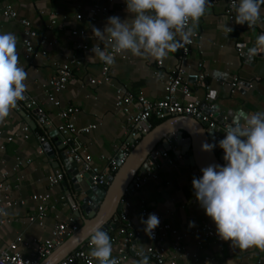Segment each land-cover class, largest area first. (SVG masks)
<instances>
[{
	"label": "crops",
	"instance_id": "obj_1",
	"mask_svg": "<svg viewBox=\"0 0 264 264\" xmlns=\"http://www.w3.org/2000/svg\"><path fill=\"white\" fill-rule=\"evenodd\" d=\"M124 1L114 0L109 11L99 15L97 20L92 22L87 17L90 0H83L81 9L77 7L76 0H0L2 3L11 4L19 15L17 18L6 17L0 11V34L11 32L17 38L18 66L24 68L28 74L25 81L26 94L36 99L53 120L52 126L41 125L38 118L24 106L25 103L18 101L20 108L12 110L5 123L0 124L4 129L0 134V174L5 170L9 172L6 180L12 185V198L16 201H25L18 202L8 210L11 221L0 226V246L7 245L18 235L29 241L34 238L45 240L50 237L51 229L58 218L75 214L69 201L73 188L65 165L59 154L51 157L47 152L41 153L39 151L41 142L37 137V134L45 136L57 151V141L51 133L55 125L61 121L58 115L61 108L69 106L79 108L74 115L78 127L97 124L90 133H79L76 139L80 147L92 155L94 163L102 167L105 165L102 155H112L114 144L126 139L123 125L127 115L115 105L116 86H124L135 94H143L151 100H158L164 96L165 84L163 79L157 76V72L165 75L180 63L176 52H169L160 67L158 61L151 57L134 56L128 52L124 56L115 57L111 82L92 84L89 81L90 78L100 77L101 68L99 58H91L95 55L92 48L95 44L104 47L94 36L92 29L95 27L103 31L108 18L112 16H118L122 21L128 19V23H131V14L121 7ZM226 7L227 1L220 0L207 8L195 29L202 36L200 47H193L184 65L190 70H199L198 61H204L205 69L208 71L209 91L211 95L215 93L212 95V102L221 106L228 117L235 115L238 109L248 116L264 111V52H254L252 60L246 59L243 54L245 48L255 44L257 36L264 32V24H259L254 29H250L247 23L236 24L235 20L232 22L226 14ZM41 10L45 12L41 14ZM79 10L84 15L81 20L76 18ZM51 12L58 14L57 23L53 25L50 23ZM261 12L264 16V6ZM20 17L29 19L38 35L34 39L35 53L30 59L25 57L23 44L25 26L21 23ZM225 24L233 29L226 37L223 27ZM74 30H77V33L74 34ZM42 38L47 40L46 45L40 44ZM79 42L87 44L89 48L86 51L78 49L76 44ZM75 56H83V62L75 68L74 78L67 88L57 93L61 105L56 107L47 99L46 82L56 72L57 65ZM234 76L252 82L253 86L243 89L231 88L228 81ZM207 92L204 87L193 88V94L201 99H205ZM179 97L184 100L181 94ZM24 110L27 111L26 115L35 118L36 127L30 125L23 114ZM153 117L150 119L151 124ZM171 117L173 116L166 119ZM25 124L31 130L28 138H25L21 131ZM10 135L13 137L12 140H8ZM55 169L64 171L65 178L60 184L51 185L49 176ZM158 173L157 179H151L130 197L132 203L129 209L130 220L133 226L143 233L136 239L139 249L144 250L150 244L143 231L141 217L146 220L149 214L154 213L160 222L170 224L185 235L183 243L190 250L198 251L199 256L196 259L181 256L178 258L181 262L257 264L260 260L264 261V251L258 248L242 250L233 247L230 241H217L218 234L214 222L217 236L204 238L202 245L199 246L195 229L207 222L208 216L203 209L191 202L195 195L192 185L196 173L194 168L176 161L171 166L164 164ZM42 193L49 195V203L55 204L56 208L49 209L44 225L39 226L29 222L28 216L37 208V202L32 199V195ZM63 195L66 196L68 204H64L61 198ZM190 221L195 222V227H189ZM78 223L81 227L82 218H78ZM173 241L171 232L166 231L164 238L154 244L165 245L170 249ZM19 250L26 256L31 252V248L23 244L19 245ZM112 258H117L114 246ZM138 259L129 252L127 258L120 264H135Z\"/></svg>",
	"mask_w": 264,
	"mask_h": 264
},
{
	"label": "built area",
	"instance_id": "obj_2",
	"mask_svg": "<svg viewBox=\"0 0 264 264\" xmlns=\"http://www.w3.org/2000/svg\"><path fill=\"white\" fill-rule=\"evenodd\" d=\"M77 7L81 9L83 7V0H76ZM114 0H90L91 4L88 8L87 17L90 21L97 20L99 15L105 14L110 9V4ZM220 0H210V4L207 8L214 6ZM226 14L233 22L235 20V4L237 0H226ZM125 10L127 4L124 1L121 5ZM0 11L6 16L11 18L19 17L18 12L13 8L11 4L0 2ZM45 11L41 10L43 14ZM51 25L57 23V12H51ZM84 17L83 13L79 10L76 13V18L81 20ZM21 23L25 26L23 33V44L25 47V57L30 59L35 53L34 39L38 36L36 30L31 26V21L26 18L20 17ZM63 26V24H61ZM73 33H77L74 30ZM195 36L191 38L192 42L181 47L176 51V55L179 59V64L171 68L166 74L161 75L157 72V76H160L165 84V94L161 99L151 100L143 94H135L131 90L124 86H116L115 90V105L118 109L122 110L127 119L123 125L126 139L122 142L115 143L113 147V154L106 156L102 155L105 160V165L100 167L93 161L92 155L86 150L80 147L76 136L79 133H90L97 127V124L86 125L78 127L74 115L78 112L79 108L76 106L63 107L60 109L58 115L61 119L59 123L55 125V129L58 131V135L61 139V143L64 146L66 153L72 157L80 167V172H92L93 183L102 187H107L110 184L109 177L114 175L119 168L118 161L123 163L129 156L132 149L139 142V139L143 133L147 132L152 127V124L143 125L146 120H150L153 116L159 119H166L169 116L175 115H191L199 117L206 121L209 126L215 123V110L216 104L212 102V95L210 93V85L207 81L208 71L205 69L204 61L199 60L197 65L199 70H190L184 63L188 56L191 54L193 47H200L201 33L195 30ZM41 45H46L47 40L42 38L40 40ZM76 47L86 51L89 47L84 43H77ZM111 51V47L107 49ZM201 52H203L201 50ZM119 56V55H115ZM124 56V55H123ZM83 62V56L72 57L69 61L57 65L56 72L49 77L46 82L47 99L56 107L61 105V101L57 96V93L67 88L70 81L74 78V70ZM163 61H158V66H162ZM113 66V65H112ZM112 66H106L101 62L100 77L90 78L89 81L92 84H100L105 82H111L112 80ZM228 85L233 89H243L245 87H252L253 83L244 80L238 76L232 77L228 81ZM196 86L204 87L208 90L205 99H201L193 94V88ZM182 95V100L179 95ZM24 99L21 101L24 106L33 113L43 126H52L53 120L46 113L36 99L30 98L26 92L24 93ZM20 106H17V109ZM227 116H224V119ZM4 131L0 125V134ZM22 134L25 138L29 137L31 132L29 126L25 124L21 128ZM38 139L41 142L39 151L45 153L46 150L43 144L47 141L45 136L37 134ZM10 135L8 140H12ZM176 159L170 155L168 151H155L153 159L148 160V166L139 170L131 181L130 185L125 188V191L120 199V209L116 216L112 217V221H121V224L115 228L109 227L105 231L108 232L111 243L117 251V258L119 262L127 258L129 252L135 257L136 251L140 250L136 239L142 236V232L133 226V223L129 217V209L131 207L130 197L142 186L151 179H157L159 176V169L164 164L171 166L176 163ZM8 171L5 170L0 174V209L4 212L0 213V226L9 223L11 218L8 217V210L15 204L24 203V200L16 201L12 198V185L6 180ZM203 175L201 172H196L195 177L199 178ZM65 178V172L60 169H55L49 176V183L51 185L60 184ZM62 200L64 204H68L67 198L63 195ZM32 199L37 202V208L28 216V220L31 223H36L39 226H43L45 219L48 216L49 209H55L56 206L53 203H49L48 194H34ZM191 202L198 208L202 209L196 196L192 198ZM71 208L75 212L65 218H58L53 228L51 229L50 237L41 240L33 239L32 241L25 240L21 235H18L15 240L9 242L5 246H0V264H40V262L49 255L54 249L60 246L68 237L77 232L80 228L78 218L76 215L77 206L71 204ZM204 210V209H203ZM170 231L173 235L174 241L169 248L165 245H155L154 242L162 240L164 233ZM195 234L198 237L197 244L202 245L204 238H213L216 235L213 221L208 217L200 227L195 229ZM145 236L149 239L150 244L146 246L144 251L149 257V264H186L178 260L181 256H191L196 259L199 256L198 251H192L183 243L184 234H181L176 228H173L168 223L160 222L159 226L154 230V238H150L146 233ZM217 241L222 239L217 236ZM23 244L26 247L31 248V252L28 256L24 255L19 250V245ZM90 238L85 240L81 245L69 253L65 258L59 261L57 264H97L94 258L90 257ZM257 264H264V261L260 260Z\"/></svg>",
	"mask_w": 264,
	"mask_h": 264
},
{
	"label": "clouds",
	"instance_id": "obj_3",
	"mask_svg": "<svg viewBox=\"0 0 264 264\" xmlns=\"http://www.w3.org/2000/svg\"><path fill=\"white\" fill-rule=\"evenodd\" d=\"M131 14L122 21L108 18L103 31L93 27L94 36L104 45L95 44L91 58H99L106 66L115 64V55L130 52L134 56L167 58L192 42L199 20L207 11L210 0H125ZM235 23L254 29L264 24V0H238ZM225 37L233 29L224 26ZM177 36L179 39H177ZM110 45L111 51H107ZM252 52H264V32L257 36ZM17 38L11 32L0 34V124L22 101L27 90V72L19 67ZM213 96L215 93L212 94ZM226 136L218 144L224 151V165L210 164L194 177L192 185L197 201L216 225L218 236L242 250L258 248L264 251V111L234 119L226 127ZM217 145L204 142L202 151L212 152ZM4 212L0 209V213ZM143 231L154 238L160 220L154 213L145 220ZM189 227H195L190 221ZM90 257L98 264H120L112 258L113 245L102 224L90 229ZM135 264H149L147 253L136 251Z\"/></svg>",
	"mask_w": 264,
	"mask_h": 264
},
{
	"label": "water",
	"instance_id": "obj_4",
	"mask_svg": "<svg viewBox=\"0 0 264 264\" xmlns=\"http://www.w3.org/2000/svg\"><path fill=\"white\" fill-rule=\"evenodd\" d=\"M254 45L245 48L243 56L246 59H253L254 52L251 49ZM26 112L24 110L23 114L30 125L36 127L37 121L26 115ZM214 115L215 123L212 126L199 117L175 115L148 129L127 159L123 163L118 161L119 168L109 177L110 184L107 187L94 184L92 172L81 174L79 164L66 153L58 131L54 129L51 135H54V140L57 141V151L49 141H46L43 147L51 157L60 155L73 188L69 201L77 206L76 215L82 218L83 224L40 264H57L90 238V229L98 223L103 225L104 230L110 226L113 228L119 226L121 221L113 222L112 217L116 216L120 209V199L125 188L130 185L139 170L148 166V160L153 159L155 151L170 152L179 163L193 167L195 172H201L202 168L210 164L224 165L226 163L223 159L224 151L219 147L218 142L226 136V127L232 120L243 119L246 115L238 109L235 115L224 119L225 113L219 105H216ZM150 123V120H146L143 125ZM204 142L215 143L217 146L212 152H204L201 147Z\"/></svg>",
	"mask_w": 264,
	"mask_h": 264
},
{
	"label": "trees",
	"instance_id": "obj_5",
	"mask_svg": "<svg viewBox=\"0 0 264 264\" xmlns=\"http://www.w3.org/2000/svg\"><path fill=\"white\" fill-rule=\"evenodd\" d=\"M163 120H165V119H159V118L154 119V117H153V119H152L153 127L158 125L159 123H161Z\"/></svg>",
	"mask_w": 264,
	"mask_h": 264
}]
</instances>
